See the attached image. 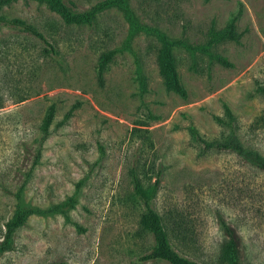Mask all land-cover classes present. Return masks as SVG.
<instances>
[{"label":"rangeland","instance_id":"obj_1","mask_svg":"<svg viewBox=\"0 0 264 264\" xmlns=\"http://www.w3.org/2000/svg\"><path fill=\"white\" fill-rule=\"evenodd\" d=\"M63 1L81 12L101 0ZM128 4L139 21L189 46L202 44L210 24L221 29L235 15L239 41L210 48L230 66L173 48L186 91L180 98L158 76L157 43L138 33L114 54L100 87L96 60L121 48L128 28L119 10H104L91 25L74 26L33 0L1 7V16L33 27L52 50L0 23V240L18 190L23 203L64 212L29 216L0 264H167L141 260L152 239L139 229L134 177L144 189L157 177L151 207L161 217L180 214L191 229L190 242L170 241L179 254L200 264L218 263L223 237L209 213L212 206L235 230L240 263L264 264V172L233 154L203 151L190 131L210 142L226 138L232 127L244 148L264 157V94L256 90L264 87V0ZM223 104L233 117L230 127ZM49 105L54 106L49 135L39 143L38 126Z\"/></svg>","mask_w":264,"mask_h":264},{"label":"trees","instance_id":"obj_2","mask_svg":"<svg viewBox=\"0 0 264 264\" xmlns=\"http://www.w3.org/2000/svg\"><path fill=\"white\" fill-rule=\"evenodd\" d=\"M17 0H0V8L7 6ZM40 4H45L50 10L55 12L62 19L64 24L67 25H91L94 17L104 10L116 8L119 10L125 22L128 25L126 36L122 43L121 48H114L101 53L94 66V73L97 84L102 87L104 84V72L107 65L111 61L116 52L128 48V42L138 33H144L153 38L157 43L154 55V64L157 69L158 76L160 77L164 89L170 91L180 98L186 97V91L182 87L176 70L175 60L172 49L184 48L189 52H199L212 58L216 63L223 67H229L230 64L218 55L210 53V48L214 45L231 41L237 43L241 37L240 33L236 32L235 21L236 16L230 15L225 25L221 29H215L213 24H210L207 29L202 44L197 46H189L180 38H171L165 35L156 26H149L141 21L131 11L128 0H101L93 4L87 10L78 12L72 9L69 3L63 0H33ZM208 2L209 0H204ZM5 22L9 25L15 26L24 30L40 40L46 45L50 51L52 47L44 39L43 35L35 30L33 27L26 25L18 19L6 20L0 15V23ZM136 79L140 92L145 91L144 79L139 70H136ZM259 93L264 94V87L256 89ZM223 110L227 117L233 120L230 110L226 105H222ZM54 106L49 105L45 115L43 116L39 126V138L36 140L42 143L49 135V125L53 118ZM71 110L65 115L64 119L71 116ZM216 119L218 122L219 120ZM232 120L226 125L230 127ZM191 134L198 143L202 145L203 151H215L217 153L227 152L235 155L241 162L245 163L249 168L264 172V157L253 150L244 148L238 141L234 134V129L230 127L229 135L223 140L219 141H206L199 137L197 133L191 129ZM27 151V150H26ZM37 159V154L35 156ZM36 161V160H34ZM159 179L156 177L152 186L144 189L139 180L134 177L132 179V194L136 201L141 205V214L139 217L140 231L147 233L151 236L152 245L149 252L141 258L142 261L161 260L167 264H200L194 260L188 259L179 254L173 249L170 241L183 246L185 243L191 241V229L185 225L180 214L168 212L164 217H161L151 207V201L156 194ZM15 209L10 218L3 225L2 238L0 240V255L12 249L13 235L15 231L24 225L29 216H50L54 213L64 212L58 206L48 207L46 209H38L23 203L21 200V191L18 190L16 195ZM71 205V204H70ZM213 220L217 224V230L222 235L223 241L220 245L218 252L217 264H241L240 263V244L236 236L234 228L223 219V213L220 208H208Z\"/></svg>","mask_w":264,"mask_h":264}]
</instances>
